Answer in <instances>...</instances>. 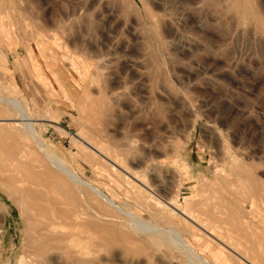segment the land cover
<instances>
[{
	"label": "bare ground",
	"instance_id": "bare-ground-1",
	"mask_svg": "<svg viewBox=\"0 0 264 264\" xmlns=\"http://www.w3.org/2000/svg\"><path fill=\"white\" fill-rule=\"evenodd\" d=\"M101 9L103 15L116 12L114 23H110L117 32L113 37L106 34L105 39L96 33L83 47L76 44L77 56L88 55L85 58L90 60L76 59L82 74L86 75L90 67L94 72L80 99L84 130L75 134L74 140L94 168L113 177L115 190L106 192L74 171L43 139L25 103L0 93L4 106L0 137L9 134L17 142L8 152H0V187L19 207L23 219V250L16 264H166V250L177 253L185 264H264V168L256 171L257 164L248 163L251 156L241 158L248 169L235 170L232 179L236 182L223 181L224 189L198 173L195 182L199 191L191 187L193 194L180 202L182 178H175L183 171V179L189 180L191 171L181 164L180 171L172 166L171 177L157 174L168 170L160 158L176 154L180 140L164 146L158 142L160 146H156L140 134L126 133L123 140L119 136L121 128L117 130L121 105L135 116L143 110L138 106L139 99L132 96L135 90H141L147 99V115L162 102L186 105L187 100L179 98L166 81L157 85L155 77L174 71L170 60L176 53L172 50L183 53L198 44L191 39L178 41L179 19L157 0L149 6L142 0H90L79 7L78 16L97 18ZM196 9L199 12L202 7ZM251 12L252 20L246 22V15L240 12L234 24L238 27L247 23L264 39V0H256ZM104 20L103 25L109 21ZM39 35L35 30L26 35L31 56H43L45 47ZM55 36L53 40H57ZM113 59L130 72L129 76L128 72L116 74ZM9 110L12 115L4 114ZM29 148L39 155V164L23 161ZM211 173L217 178L216 169ZM92 196L115 214L96 209ZM2 219L3 205L0 258L7 247V252L16 247L14 241L5 245ZM11 256L1 258L0 264H12Z\"/></svg>",
	"mask_w": 264,
	"mask_h": 264
},
{
	"label": "rangeland",
	"instance_id": "rangeland-1",
	"mask_svg": "<svg viewBox=\"0 0 264 264\" xmlns=\"http://www.w3.org/2000/svg\"><path fill=\"white\" fill-rule=\"evenodd\" d=\"M89 1L0 0V93L22 100L38 131L56 155L83 178L107 192L108 189L115 190L113 177L103 169L94 168L83 157L74 140L77 138L75 134L84 130L80 99L88 77L94 72L90 67L86 75L82 74L76 59L90 60L85 58L88 55L77 56L76 44L83 47L97 34L105 39L106 34L113 37L117 32L113 26L116 12L111 15L108 13L111 11L107 10L105 13L109 14L108 17L105 13L103 15L101 9L96 13L97 18L90 14L78 16L79 7ZM142 1L147 6L152 2ZM157 1L179 19L178 41L184 43L191 39L198 44L183 53L172 50L176 53L170 60L174 71L155 77L157 85L166 81L167 86L187 103L182 106L180 103L162 102L154 113L147 115L144 113L148 106L147 99L138 89L133 91L132 96L139 99L138 106L143 109L141 114L135 116L126 105H121L116 125L117 130L121 128L122 134L119 136L123 140L125 135L132 133L140 134L142 138L146 136L148 143H157L156 146H160L158 142L164 146L180 140L176 154L160 158L167 163L168 170L164 168L157 174L164 178L171 177L172 166L180 171L181 164L191 171L189 180L183 179V171L174 177L182 178V202L184 197L193 194L191 187L193 191H199L200 186L195 182L198 173L209 177L216 187L225 188L223 181L236 182L232 179L233 174L240 167L248 169L242 164V159L247 155L252 157L248 163L257 164L256 171L264 168V39L247 23L238 27L234 24L240 12L246 15V22L252 20L251 11L256 7V0ZM197 6L202 10L197 12ZM102 20L109 21L103 25ZM30 30L42 36L45 47L43 56L30 55V43L26 38ZM54 34L57 40H53ZM113 63L118 76L128 72L117 65V59H113ZM1 107L0 112L4 106ZM4 114L13 113L9 110ZM15 145L16 140L9 134L0 137V152H8L9 146ZM38 159L37 152L29 148L23 161L27 165H34L39 164ZM225 162H229L228 165ZM133 168L138 171L142 169L135 164ZM215 169L217 178L211 173ZM118 197L124 200L119 192ZM92 204L96 209H102L103 213L115 214L93 196ZM2 205L4 243L7 246L14 241L16 247L13 253L7 252V247L1 258H10L12 254V264H16L23 250V219L19 207L0 187V207ZM174 253L165 251L166 264H185Z\"/></svg>",
	"mask_w": 264,
	"mask_h": 264
}]
</instances>
